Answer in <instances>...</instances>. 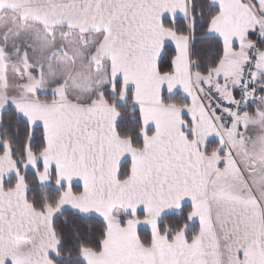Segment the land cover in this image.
I'll list each match as a JSON object with an SVG mask.
<instances>
[{
	"label": "snow or ice",
	"instance_id": "obj_1",
	"mask_svg": "<svg viewBox=\"0 0 264 264\" xmlns=\"http://www.w3.org/2000/svg\"><path fill=\"white\" fill-rule=\"evenodd\" d=\"M0 264H264V0H0Z\"/></svg>",
	"mask_w": 264,
	"mask_h": 264
}]
</instances>
